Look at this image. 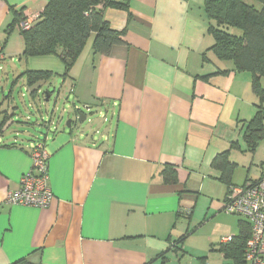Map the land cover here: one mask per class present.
Wrapping results in <instances>:
<instances>
[{
  "label": "crops",
  "instance_id": "obj_1",
  "mask_svg": "<svg viewBox=\"0 0 264 264\" xmlns=\"http://www.w3.org/2000/svg\"><path fill=\"white\" fill-rule=\"evenodd\" d=\"M49 1L0 0V63L25 49L22 22L10 30L15 14L40 15ZM129 4V10L103 9L124 44L108 56L94 55L92 37L63 79L74 106L106 113L110 123L100 137L91 129L45 136L55 195L47 208L6 203L31 169L33 143L29 131L16 129L21 120L12 95L0 100V264H172V252H186L183 244L195 231L190 226L200 196L222 183L213 167L218 155L229 151L237 164L233 186L264 178V147L253 153L244 139L258 103L252 75L234 72L210 51L205 0ZM15 28L20 42L12 43ZM27 71L37 69L29 65L21 76ZM167 165L177 168L174 185L165 183ZM240 167L243 183L236 179ZM222 184V199H212L198 226L225 213L228 187ZM224 215L231 227L219 245L238 237L247 221ZM219 261L227 263L223 255Z\"/></svg>",
  "mask_w": 264,
  "mask_h": 264
},
{
  "label": "trees",
  "instance_id": "obj_2",
  "mask_svg": "<svg viewBox=\"0 0 264 264\" xmlns=\"http://www.w3.org/2000/svg\"><path fill=\"white\" fill-rule=\"evenodd\" d=\"M252 0H205V12L210 21L209 33L214 38L210 51L224 62H231L234 72H249L252 88L258 99L256 113L245 124L244 139L249 151L255 152L264 140V0H253L261 6L249 3ZM129 0H50L39 18L28 30H22L26 58L57 56L65 66L67 77L89 40L94 37V55L111 54L117 45L124 44L123 32L114 30L104 16V8L129 10ZM23 12L16 13L10 30L25 21ZM235 30L240 31L236 34ZM204 59L207 58L204 56ZM221 71L219 74H228ZM30 86L53 77L52 71H27ZM37 91H33L35 95ZM213 167L221 173L220 181L228 190L233 186L232 177L237 164L230 161L229 151L216 157ZM165 183H177V168L166 166L163 171ZM240 234L228 243H222L219 252L232 264H242L251 225L248 221L239 224ZM184 237L178 245L181 246ZM206 259V258H204ZM12 264H32L26 259Z\"/></svg>",
  "mask_w": 264,
  "mask_h": 264
},
{
  "label": "rangeland",
  "instance_id": "obj_3",
  "mask_svg": "<svg viewBox=\"0 0 264 264\" xmlns=\"http://www.w3.org/2000/svg\"><path fill=\"white\" fill-rule=\"evenodd\" d=\"M249 3H254L258 9H261V6L255 3V1L252 0ZM27 18L34 19L35 14L27 16ZM17 28L14 31L19 30ZM235 33L240 34V31L235 30ZM14 41L20 42L17 31L14 37H12L11 42L15 43ZM5 61L0 63V100L3 99V96L9 97L11 95L15 99L19 108L18 120H21L20 126H17L16 129L23 127L25 131H29L28 141L31 140L33 145L39 142V140H45V136H48L49 140L53 139L56 134H60L61 130L70 131L71 129L67 127L69 120H73V129H91L99 131V137L104 136L106 127L110 123L104 122V118H110L106 113L102 116L101 112L93 111L90 113L82 108V111L88 115V119L82 124L76 121L78 113L76 110L81 108L74 106L73 94L63 85L65 66L59 57L30 56L26 58L22 53L8 58L7 62ZM29 65L30 67H35L37 71L51 70L53 71V77L44 81L41 86L37 85L32 88L33 86H30L27 78L24 77L26 76L25 73L21 76L28 69ZM35 90L37 93L33 95L32 92ZM47 93L51 94L49 102H46ZM260 143L264 147V141ZM262 153L264 155V151H261ZM236 154L240 161H245V156L240 158V155ZM242 170V167H240L236 175V179L241 181V183H243L245 175ZM255 172L254 169L251 174L253 175ZM214 186L211 194H205L207 197L204 194L200 196L192 216L193 221L192 223L190 222L191 228L196 226L195 231L193 228L194 232L190 234L183 244L186 252L182 249L172 252L169 260L172 264H205L203 262L205 260L203 257L205 256H208V264L220 263L219 260L222 257V253L219 252L218 248L223 235H226L229 227H231L230 218L224 215L226 213L223 212L224 214L220 215L218 219H213L201 227L197 225L203 222L200 218L202 215H204L203 218L206 217L207 212L205 210L212 202V199L213 204H217L218 198L222 199L223 197V190L226 189L225 186L220 182L216 184V181ZM197 227L199 228L197 229ZM223 243H228V241L225 240ZM226 264L232 263L227 261Z\"/></svg>",
  "mask_w": 264,
  "mask_h": 264
},
{
  "label": "built area",
  "instance_id": "obj_4",
  "mask_svg": "<svg viewBox=\"0 0 264 264\" xmlns=\"http://www.w3.org/2000/svg\"><path fill=\"white\" fill-rule=\"evenodd\" d=\"M38 18L39 15H35L34 19L27 18L20 24V29H30ZM4 58L0 42V61ZM84 109L90 111L91 107ZM45 140H39L33 145L31 169L21 177L19 188L8 192V205L47 208L53 202L55 195L49 185L50 154ZM223 211L228 215L242 217L251 225L252 234L246 244L242 264H264V178L247 182L243 186L230 187Z\"/></svg>",
  "mask_w": 264,
  "mask_h": 264
},
{
  "label": "water",
  "instance_id": "obj_5",
  "mask_svg": "<svg viewBox=\"0 0 264 264\" xmlns=\"http://www.w3.org/2000/svg\"><path fill=\"white\" fill-rule=\"evenodd\" d=\"M50 98H51V94L47 93L46 102H49ZM76 111H78L77 113L78 118L76 117V121L81 124L84 123L88 119V115L85 114L84 111H82L81 109H77ZM67 127L71 130L73 129V120L68 121Z\"/></svg>",
  "mask_w": 264,
  "mask_h": 264
}]
</instances>
